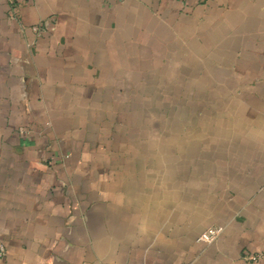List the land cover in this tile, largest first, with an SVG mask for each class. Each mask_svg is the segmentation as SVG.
I'll return each mask as SVG.
<instances>
[{
	"label": "crops",
	"instance_id": "0c3cea01",
	"mask_svg": "<svg viewBox=\"0 0 264 264\" xmlns=\"http://www.w3.org/2000/svg\"><path fill=\"white\" fill-rule=\"evenodd\" d=\"M0 239V264H264V0H0Z\"/></svg>",
	"mask_w": 264,
	"mask_h": 264
},
{
	"label": "built area",
	"instance_id": "2783aa9c",
	"mask_svg": "<svg viewBox=\"0 0 264 264\" xmlns=\"http://www.w3.org/2000/svg\"><path fill=\"white\" fill-rule=\"evenodd\" d=\"M11 17L15 18V14H11ZM222 231V227H210L204 230L198 237V241L209 243L213 241ZM5 254V246L0 239V258ZM243 258L247 261L258 262L260 259L264 258V250L252 252V253H244Z\"/></svg>",
	"mask_w": 264,
	"mask_h": 264
},
{
	"label": "rangeland",
	"instance_id": "374dc122",
	"mask_svg": "<svg viewBox=\"0 0 264 264\" xmlns=\"http://www.w3.org/2000/svg\"><path fill=\"white\" fill-rule=\"evenodd\" d=\"M177 87H175V89H176ZM189 88V87H188ZM171 89V88H170ZM190 90H192V86L190 87ZM193 91V90H192ZM172 93H174V91L172 92ZM172 93H170V94H172ZM167 94V93H166ZM175 94V93H174ZM174 94H172V95H174ZM191 94V93H190ZM177 95V94H176ZM165 97H168L167 95H165ZM173 104H175L176 105V107H177V109H181L184 105H188V106H194V104H198V102L197 103H193L192 101H182L181 100V102H175V103H173ZM200 104V103H199ZM176 109V110H177ZM177 113V111H174V114H176ZM163 121V119H161L160 118V123L162 124H165V121L164 122H162ZM174 121H175V119H174ZM209 124V123H208ZM207 125V124H206ZM210 125V124H209Z\"/></svg>",
	"mask_w": 264,
	"mask_h": 264
}]
</instances>
